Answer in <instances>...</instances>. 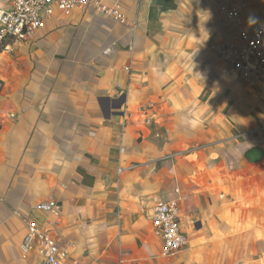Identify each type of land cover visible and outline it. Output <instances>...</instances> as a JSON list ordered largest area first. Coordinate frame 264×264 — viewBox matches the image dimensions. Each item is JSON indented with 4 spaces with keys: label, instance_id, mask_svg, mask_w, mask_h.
I'll list each match as a JSON object with an SVG mask.
<instances>
[{
    "label": "crops",
    "instance_id": "0c3cea01",
    "mask_svg": "<svg viewBox=\"0 0 264 264\" xmlns=\"http://www.w3.org/2000/svg\"><path fill=\"white\" fill-rule=\"evenodd\" d=\"M103 1L127 23L89 6L3 44L0 264H42L21 258L29 221L68 264H264V158H245L264 91L215 49L237 40L220 7L254 28L264 0ZM172 200L189 245L165 256L151 214Z\"/></svg>",
    "mask_w": 264,
    "mask_h": 264
},
{
    "label": "built area",
    "instance_id": "2783aa9c",
    "mask_svg": "<svg viewBox=\"0 0 264 264\" xmlns=\"http://www.w3.org/2000/svg\"><path fill=\"white\" fill-rule=\"evenodd\" d=\"M94 6L105 16L113 17L122 24L127 17L121 4H107L103 0H15L11 10H0V54L3 44L11 39L21 42L42 29L47 19L61 13L70 16L76 10ZM247 4H243L245 8ZM220 13L231 22L237 31V40L215 47L219 57L228 63L244 82L257 84L264 91V21L254 28L245 25L241 9L221 6ZM39 209L53 217L59 216L55 202H45ZM152 224L163 240V254L172 256L189 245V238L182 229L179 204L176 200L157 201L152 209ZM28 232L20 245L21 258L27 259L34 251L42 264H68L67 250L60 247L48 227H40L35 221L27 224Z\"/></svg>",
    "mask_w": 264,
    "mask_h": 264
},
{
    "label": "trees",
    "instance_id": "16d2710c",
    "mask_svg": "<svg viewBox=\"0 0 264 264\" xmlns=\"http://www.w3.org/2000/svg\"><path fill=\"white\" fill-rule=\"evenodd\" d=\"M245 158L249 162H259L264 158V149L259 146L253 147L245 153Z\"/></svg>",
    "mask_w": 264,
    "mask_h": 264
},
{
    "label": "rangeland",
    "instance_id": "374dc122",
    "mask_svg": "<svg viewBox=\"0 0 264 264\" xmlns=\"http://www.w3.org/2000/svg\"><path fill=\"white\" fill-rule=\"evenodd\" d=\"M253 118H254V116H253ZM235 131L238 133V130H233V129H232V130H231V134H232V135L237 134ZM228 146H229V145H228ZM223 152H224V149H223ZM232 153L234 154V151H232ZM222 154H223V153H222ZM263 241H264V240H263ZM242 248H243V245H242Z\"/></svg>",
    "mask_w": 264,
    "mask_h": 264
},
{
    "label": "clouds",
    "instance_id": "9594fccd",
    "mask_svg": "<svg viewBox=\"0 0 264 264\" xmlns=\"http://www.w3.org/2000/svg\"><path fill=\"white\" fill-rule=\"evenodd\" d=\"M251 22H254V20L250 18V23H251Z\"/></svg>",
    "mask_w": 264,
    "mask_h": 264
}]
</instances>
